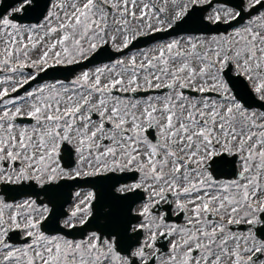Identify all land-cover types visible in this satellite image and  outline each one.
Masks as SVG:
<instances>
[{
  "label": "snow or ice",
  "instance_id": "1",
  "mask_svg": "<svg viewBox=\"0 0 264 264\" xmlns=\"http://www.w3.org/2000/svg\"><path fill=\"white\" fill-rule=\"evenodd\" d=\"M204 2L189 0L193 6ZM119 8L111 0H48L43 8L37 0H13L0 9V27L16 33H3L8 39L3 41L5 58L0 65L21 77L0 82L10 85L0 89V264H21L22 258L24 264H264V111L251 110L234 91L240 83L248 99L264 107V0H240L214 10L207 17L214 24H230L245 13L249 19L231 33L201 41V51L189 40L192 51L165 59L166 51L179 47V41H173L157 55L145 56L139 71L136 57L129 58L127 80L116 73L108 83L101 82L105 70L111 73L124 66L117 60L111 69L82 72L70 87L57 81L25 88L53 66L50 60L55 65L73 64L96 52L111 10ZM187 11L186 3L171 20L156 17V22L172 27ZM29 12L42 18L24 29L43 30L37 43L62 33L38 50L36 59L16 47L23 39L17 38L22 26L14 21L17 14ZM128 14L144 20L143 10L139 17L135 11L129 13L125 0L121 15ZM147 27L162 30L151 23ZM142 34L134 31L132 39ZM28 41H33L31 34ZM129 43L125 35L123 47ZM176 57L181 58L178 64ZM26 67L37 69L36 74L25 75ZM228 72L234 81L226 79ZM117 86L121 92H166L132 102L113 99ZM186 89L201 96L185 95ZM208 92L217 98L204 95ZM25 118L35 123H17ZM65 158L68 162L62 163ZM236 165L239 179H217L218 170ZM116 172L139 174L132 184L115 188L121 194L116 199L138 190L147 194L135 214L128 208L123 216L106 218L86 238L60 234L96 219L98 202L97 194L89 192L69 212L57 214L62 182ZM170 215H183L185 223H168ZM234 224L245 225L241 234L229 235ZM51 232L58 234H46ZM12 234L18 235L21 247L9 242ZM164 237L166 249L158 246Z\"/></svg>",
  "mask_w": 264,
  "mask_h": 264
},
{
  "label": "rangeland",
  "instance_id": "2",
  "mask_svg": "<svg viewBox=\"0 0 264 264\" xmlns=\"http://www.w3.org/2000/svg\"><path fill=\"white\" fill-rule=\"evenodd\" d=\"M57 2L63 3V2H65V0H57ZM77 2L82 4L83 0H77ZM111 2L119 3L120 8L118 10H111L112 14L108 16L107 22H106V34L104 35L103 40L98 41V47L103 45L104 43H108L109 47L112 50L117 51V47H119L121 50L123 48H125V47H123V38L125 35L129 36V39L131 42L132 40H134V39H132V35H133L134 31L144 33L142 35H136V38L140 37V36L152 34L154 32H158V31H154L152 29H149L147 27V25L149 23H151L154 28H161L162 29L161 31L168 29L169 27H168L167 23H165L163 25L157 24L156 17H159L160 19H163V20H171L172 15L175 12L180 11L181 8H183L184 4H186V3L188 4L189 0H134L135 7H133V0H127V8L129 10V13H131L132 11H135L136 16L139 17V16H141V10H143L144 20H142V21L133 19V17L130 14L123 15V16L121 15V13L123 12L124 6H125V0H111ZM145 5H147V7H145ZM160 8H165L166 10L164 12H160L159 11ZM60 15L62 16L63 14L60 13ZM125 19H127L129 21L128 25H125L123 23V21ZM174 22L175 21H173V23ZM56 24H57V22L54 20L53 26H56ZM21 26H22L21 33L17 38L18 39L22 38L23 43L16 45V47H19L22 50L28 51L31 59L38 58V54H39L38 50L39 51L44 50L48 44H51L52 42L57 40L60 35H62V33H59V32L54 33L50 37L46 38L43 42L37 43L38 41H40V38L44 35L43 30L37 29L31 33H28L26 31H24V29H26L30 25H28V26L21 25ZM101 27L102 28L105 27V24L101 23ZM5 32H12L14 35L16 34L15 30L10 28V27L8 29H4L3 27H0V60L5 58L3 55L4 48H5V44L3 41L8 39L7 36L3 35V33H5ZM29 34H31L33 37L32 42L28 41V35ZM113 36L116 37L115 42H113V40H112ZM207 39L208 38H205L204 36H202V37H197L194 39H192V38H190V39L181 38L180 39V37H178V38H170L167 40L158 41V42H155V43H153V44H151L145 48L131 51V52L115 59L111 63H105V64L90 67L87 70H82L75 75V78L77 76H79L84 71H89L90 73H95L96 68L111 69V68H113V66L117 60H123L124 66L115 67L114 71H112L111 73H109L107 70H105L101 76V82L102 83H108L109 80L111 79V77L115 76L116 73H121L122 75H124L125 80H127L129 77V74L131 72V67L129 66V58H131L133 56L136 57L137 71H139V64L142 60H144L145 56H147L148 58H151L153 55H157L158 49L166 46L168 43H171L173 41H179V47L177 49H174L172 53H168L166 51L165 52V59H169L170 57L175 56L176 52H185V51L190 52V51H192L190 44L188 43L189 40H191L192 43L193 42L196 43V45H198L200 47V42L203 40H207ZM32 43L37 44L36 49L32 48ZM69 46H70V42H69ZM84 47L85 48L88 47L87 43H85ZM212 47H215V45H212ZM57 50H59V49H57ZM180 59H181L180 57H176L177 64L180 62ZM29 63H30V61H29ZM49 63L52 65L54 64V62L52 60H50ZM12 66L15 67V64L13 63ZM125 66L128 67L127 72H125ZM29 68H31L32 70H35V72L37 71V69H35V68H32V67H29ZM0 70L3 71V73L0 72V74H1L0 75V81H4L5 79H8V78L16 79V80H19L21 78L19 75L9 72L8 69L6 67H4L3 65H0ZM23 73L25 74V72H23ZM143 75H145V73L140 72V76L143 77ZM75 78L71 79L68 83H63V84L68 85L70 87L71 81L74 80ZM56 82L57 81H50V82H44L41 84H55ZM36 86H34L33 88H35ZM8 87H10V85ZM113 90H115L117 92H121V91H119V86H117V88H115ZM122 93H124V92H122ZM163 95L161 94L160 96H163ZM112 97L114 99L117 96L112 95ZM149 97H154V96H149ZM121 99H125V98H121ZM146 99H138V100L142 101V100H146ZM125 100H131L132 102L138 101V100H132V99H125ZM9 107H11V106H9ZM0 111H2V108H0ZM34 123H35V121H34ZM108 143H110V142H108ZM15 247H21V246H15ZM13 264H15V261L13 262ZM21 264H24L23 258L21 259Z\"/></svg>",
  "mask_w": 264,
  "mask_h": 264
},
{
  "label": "flooded vegetation",
  "instance_id": "3",
  "mask_svg": "<svg viewBox=\"0 0 264 264\" xmlns=\"http://www.w3.org/2000/svg\"><path fill=\"white\" fill-rule=\"evenodd\" d=\"M229 2L231 4H233V5H228V3H221L218 0H206V2H204V3H197L194 6L191 5L188 2V8H192V7L201 8V7H204V6H208V8L203 13V19H204V21L206 23H208V25H215L217 23H215V24L212 23L211 21H209L207 19V17L209 15L214 14V10L221 9V8L233 7V6L237 5L238 3H240V0H229ZM244 2L246 3L247 0H244ZM253 15H256V13H253ZM248 19H249V16H248L247 13H245L241 19H238L237 20V23L238 24L235 27L238 28L242 24L247 23ZM220 24H224V23L223 22H220ZM210 30L212 32H214V33H209V34H188V35H184V37L186 39H190V38L194 39V38H197V37L204 36L205 38L210 39L212 36H223L226 33H231L233 31V28L230 29L227 32H223L221 26H218V27L217 26H214V28H210ZM215 32H218V33H215ZM236 39H239V38L236 37ZM194 44H196V43H194ZM190 47H191V45H190ZM197 51H201V49H200V47L198 45H197ZM0 72H2V71L0 70ZM226 79H228L230 81H234L235 80V77L233 76L232 72H228L226 74ZM0 82H2V81H0ZM0 86H1L0 89H2L4 87H8L9 84L0 83ZM234 91H235L236 95L238 96V98H240L243 103H246V104L251 105V110H255L258 113L261 112V111H264V107H261V102H259V101H253V100L248 99V94L244 91V89H243V87H242V85L240 83H235V85H234ZM185 95L197 96V97L201 96L200 93H192L188 89L185 90ZM204 95H206L210 99L217 98L216 97V93H213V92H208V93H206ZM234 170L235 171H238L239 170V166L236 165L234 167H225L222 170H218L217 171V179L218 180H225V181L239 179V177H237V176L234 175ZM114 174H122V173L116 172ZM124 174H125V176H124V180L125 181L123 183H118V185L116 187H119L121 184H132L134 182V180H138L139 179V174H135L134 175L131 172H125ZM78 179H82V178H78ZM72 184L73 185H76L75 183H72ZM64 185H65L66 194L68 192H70V195H71L70 203L67 206L66 213L69 212L71 210V208L76 203L79 202V200H83L88 195L89 192L98 193V192H107L108 190H110L109 189V186L108 185H105L103 183L98 184V185H95L93 187H82V188L73 187L69 183H66ZM115 188L113 189L112 192L115 193V194L121 195V194L115 192ZM76 193H79L80 194L79 197H77ZM127 194H128V196H127L128 201H127V203H126L125 206H129V204H131V202L133 200H138V203H136L132 207L131 214L134 215L135 212L139 209L140 205L143 203V200L141 199V197H144L146 199L147 194L144 193L142 190H138L135 193H127ZM113 212H115V209H113L111 207L110 208L106 207L105 209H103L101 211V213H113ZM118 212H119L118 213V216H123L124 209H118ZM168 223H176V224H179V225H183L185 223L184 216L183 215H180V216L170 215L169 218H168ZM225 223H226V221H225ZM244 229H245V225H243V224H241V225H235V224L234 225H231L230 226V233H229V235H231L232 233H235V234L239 235V234H241L243 232ZM167 239H168V237H164L160 241H158V246L160 244H163V248L166 249L168 247V245L165 244L164 241H166Z\"/></svg>",
  "mask_w": 264,
  "mask_h": 264
},
{
  "label": "water",
  "instance_id": "4",
  "mask_svg": "<svg viewBox=\"0 0 264 264\" xmlns=\"http://www.w3.org/2000/svg\"><path fill=\"white\" fill-rule=\"evenodd\" d=\"M46 2H48V0H37V3H38L40 8H43V6H44V4ZM7 3L8 2L6 0H4L1 3V5H0V9L8 7V5L13 3V0H12V2H9L10 4L9 3L7 4ZM40 19H42V18H38V14L37 13L29 12V13H26V14H23V15H17V19L15 21H17L18 23H38L40 21ZM171 31L172 30H170L169 32H166V34L167 35L174 34ZM136 46H137V44H134L133 47H136ZM106 49H108L107 46H105L102 49H100L90 59H88V61L83 66H81V64H80V65H75V66L69 67L68 69H74V71H75L77 69H80L81 67H86L88 64H96V63H100V62L106 61V60L110 61V60L114 59L116 56H119V55H121V54H123V53H125L127 51V50H125V51L119 52V53H112V52H108ZM129 49H131V48H129ZM106 54H108L109 57L106 58ZM56 70L57 69L48 70L46 72V74H48L50 72H53V71H56ZM48 79H50V78H48ZM137 95H139V94H134V96H137ZM98 206H99V203H98Z\"/></svg>",
  "mask_w": 264,
  "mask_h": 264
}]
</instances>
